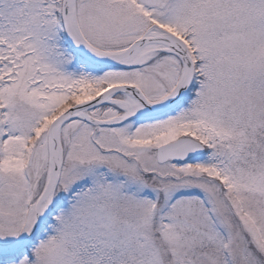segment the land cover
I'll return each mask as SVG.
<instances>
[{"label": "snow or ice", "instance_id": "6c2138e0", "mask_svg": "<svg viewBox=\"0 0 264 264\" xmlns=\"http://www.w3.org/2000/svg\"><path fill=\"white\" fill-rule=\"evenodd\" d=\"M0 264H264V0H0Z\"/></svg>", "mask_w": 264, "mask_h": 264}]
</instances>
